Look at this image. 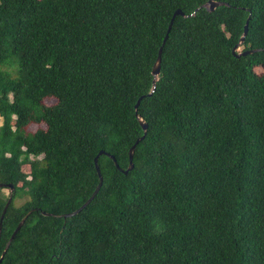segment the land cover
I'll list each match as a JSON object with an SVG mask.
<instances>
[{"label":"trees","instance_id":"obj_1","mask_svg":"<svg viewBox=\"0 0 264 264\" xmlns=\"http://www.w3.org/2000/svg\"><path fill=\"white\" fill-rule=\"evenodd\" d=\"M206 1L0 0V264H264V0Z\"/></svg>","mask_w":264,"mask_h":264},{"label":"water","instance_id":"obj_2","mask_svg":"<svg viewBox=\"0 0 264 264\" xmlns=\"http://www.w3.org/2000/svg\"><path fill=\"white\" fill-rule=\"evenodd\" d=\"M221 4H226V3H225V2H222V1H217V0H207L205 3H203V4L201 5V7H204V8H206L207 10H212V9H214L217 5H221ZM177 14H179V15H184L183 12H181L179 9H176V10L173 12V14H172V18L170 19V22H169V24H168V26H167L166 33H165V35H164V37H163L162 44L164 43L165 39L167 38L168 31H169V29H170V27H171L173 17H174L175 15H177ZM246 31H247V20H246L245 23H244L243 31H242V34H241V36H240V38H239V41H238L237 44L232 48V51H233V52L236 50L237 45H240L241 42L243 41L244 36H245V34H246ZM161 47H162V45H161V46L159 47V49H158L157 56H156V58H155V61L153 62L152 68H151V73H152V76H153V81H152V88H151L150 92H151V91L154 89V87H155V82H156V80H157V76H158V73H159ZM255 50H256V49L243 50V51L237 53L236 55L250 53V52H253V51H255ZM140 99H141V97L138 98L137 101L135 102V104H134V109H135V116H136V118H137V120H138L140 126L142 127L143 134H142L141 136H139V137L135 140L134 144H132V145L130 146V148H129V155H128L129 162H128L127 168L124 170V172H126L127 170H130V169L133 167L132 155H133V150H134L135 144H136L139 140L142 139V137H143V135H144V133H145V131H146V128H147V123H146V122L144 121V119H143V118L137 113V106H138V103H139V100H140ZM102 153H103V154H106L107 156H109V157L114 161L115 165H117V163H116L114 157H113L111 154H108L107 152H105V151H103V150H99V152L97 153V155L94 157V165H95V169H96V172H97V174H98V178H99L96 187L94 188V190H93V192L91 193V195L86 199V201H85L83 204H81L77 209H75V210H73V211H71V212H68V213H64V214H62V216L65 217V216H67V215H73V214H75L78 210H80L83 206H85V205H86V204L92 199V197L97 193V191L99 190V188H100V186H101V183H102V177H101V175H100L99 166H98V164H97V157H98L100 154H102ZM6 185L10 188V190L13 188L12 184H10V183H9V184H6ZM1 186H2V184H0V187H1ZM10 198H11V193L9 192V195H8L7 201H6L5 205H4V208H3V210H2V213H1V215H0V231H1V222H2V218H3V214H4V212H5V210H6V207H7L8 203H9V201H10ZM29 211H30V210H29ZM29 211H28V212H27V213H26V214L20 219V221L18 222L17 226H16L15 229L13 230V233H12L11 236L9 237V239H8V241H7V243H6V245L4 246V248H3V250H2V252H1V254H0V261H1L2 257H3V254H4L5 250H6V248H7L8 244H9V242L11 241V238L13 237L14 233L19 229V227L21 226V224L24 222L25 217H26V215L29 213ZM48 215H49V214H48Z\"/></svg>","mask_w":264,"mask_h":264},{"label":"rangeland","instance_id":"obj_3","mask_svg":"<svg viewBox=\"0 0 264 264\" xmlns=\"http://www.w3.org/2000/svg\"><path fill=\"white\" fill-rule=\"evenodd\" d=\"M56 101V98L54 97H46L44 98L43 102L46 103V104H52V103H55ZM45 125L43 123H30L28 126H27V130L28 131H33L35 130L37 127H44ZM26 169V168H25ZM6 191V190H5ZM19 201H17L16 203H18Z\"/></svg>","mask_w":264,"mask_h":264}]
</instances>
